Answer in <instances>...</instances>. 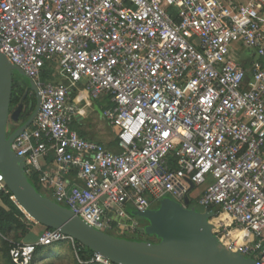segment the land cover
I'll list each match as a JSON object with an SVG mask.
<instances>
[{"label":"built area","instance_id":"obj_1","mask_svg":"<svg viewBox=\"0 0 264 264\" xmlns=\"http://www.w3.org/2000/svg\"><path fill=\"white\" fill-rule=\"evenodd\" d=\"M0 47L41 99L13 151L55 203L107 234L136 235L128 204L190 208L189 195L214 214L222 245L264 264V0H0ZM244 50L257 56L250 78L235 57ZM102 100L118 154L73 130L83 104ZM64 241L75 245L47 230L10 257L35 264Z\"/></svg>","mask_w":264,"mask_h":264},{"label":"water","instance_id":"obj_2","mask_svg":"<svg viewBox=\"0 0 264 264\" xmlns=\"http://www.w3.org/2000/svg\"><path fill=\"white\" fill-rule=\"evenodd\" d=\"M14 72L28 81V91H34L38 96V107L25 124L12 130L11 122L19 123L23 109L21 105L11 113ZM27 96L28 93L24 100ZM40 105L41 99L33 80L20 68L13 66L0 47V173L17 203L40 226L60 231L113 264H256L219 242L210 223L214 214L202 213L190 207L189 195L185 198V204L190 208H184L166 197L158 209L133 212L134 217L147 223L144 232L157 239L153 243L121 239L102 232L67 208L44 197L26 174L25 158L13 151L15 139L33 123ZM188 182L190 194L194 184Z\"/></svg>","mask_w":264,"mask_h":264},{"label":"trees","instance_id":"obj_3","mask_svg":"<svg viewBox=\"0 0 264 264\" xmlns=\"http://www.w3.org/2000/svg\"><path fill=\"white\" fill-rule=\"evenodd\" d=\"M14 105H17L19 103V100L15 98V100L12 102ZM108 100L106 101H99L96 102V104L100 107L107 106ZM30 116H26V118H29ZM74 130H77L80 137L86 140H94V137H89V134H87L85 131L81 129V127L74 125ZM101 143V142H99ZM103 144V142L101 143ZM116 143L114 142L112 145H108V147H115ZM30 182L37 188V190L46 198L50 199V196L47 194V192L40 186L38 175L36 174H28L27 175ZM191 207V206H190ZM39 224L33 220L23 209L22 207L17 203L15 198L11 193L9 194H0V235L1 236H13L14 244L11 248H13L15 245L22 243L25 238L29 235L31 230L38 226ZM144 235L136 234V235H113L114 237L121 238V239H128L133 241H139V242H156L157 239L155 237L146 235L145 232H143ZM71 244L70 241H64L61 243L54 244L51 247H48L50 252L52 249L58 248V244ZM75 251L78 258L79 264H91V260L94 257V253L86 248L80 245L79 243L75 242ZM11 248H6L5 250V259L8 261L9 264H13L11 257H10V251ZM50 254V253H49ZM50 255L44 258H40L39 260L47 259ZM38 260V261H39Z\"/></svg>","mask_w":264,"mask_h":264},{"label":"rangeland","instance_id":"obj_4","mask_svg":"<svg viewBox=\"0 0 264 264\" xmlns=\"http://www.w3.org/2000/svg\"><path fill=\"white\" fill-rule=\"evenodd\" d=\"M50 81L52 80L53 83H58L61 82L62 80L60 78H56L55 76L51 75ZM13 81H14V88L18 89L20 94L22 95L28 90V81L22 77L20 74L17 72L13 73ZM96 103V102H95ZM109 106V103L107 104ZM95 113L90 115L88 120L90 123H93V126L95 128L92 129V133L94 134L93 137L95 139L101 140L105 144L112 145L114 143V139L118 136L119 130L118 128H111L107 126V124L101 120L100 114H101V109L98 105L95 106ZM12 123L15 124L12 126ZM10 124L11 129H15L17 123L13 122ZM89 130V129H88ZM196 192V191H193ZM191 207L197 208L198 211L202 212L203 209L197 206L194 201H192ZM140 224H141V234L144 235V228L146 227L147 223L141 219L136 217V219ZM113 235H127L131 236L129 231L123 230V231H118L115 230ZM14 244L13 241V236H1L0 235V264H9L8 261L5 259V250L6 248L10 249ZM58 248L55 250L52 249V251L49 254V248L46 249H41L40 252L36 254V260L35 264H79L78 258L76 255V247L73 243L68 244H58ZM12 249V248H11ZM50 255L49 258L39 260L40 258H44ZM39 260V261H38Z\"/></svg>","mask_w":264,"mask_h":264},{"label":"crops","instance_id":"obj_5","mask_svg":"<svg viewBox=\"0 0 264 264\" xmlns=\"http://www.w3.org/2000/svg\"><path fill=\"white\" fill-rule=\"evenodd\" d=\"M235 1L240 2V3H245L247 0H235ZM235 57L241 63L242 67L247 71L248 78H250L251 77V72H252L253 65L257 61V56H256L255 52L252 51V50H244V51H241V52L239 51V52H236L235 53ZM102 101H106V100H102ZM85 104L86 103L83 104L84 110L82 112V115L77 118V120L73 124V127H74V125L81 127V129L83 131H85L87 134H89V137H92L93 138L94 134L92 133L93 132L92 129L95 128V127L93 126V123H90L87 120H88V118H89L90 115H92V114L95 113V109L94 108H95V106L97 104L95 102H92L91 105H85ZM99 116H100V118L102 117L101 120H103L107 124V126L111 127L103 119L102 110H101V114ZM74 131L77 132V130H74ZM89 141H94V142H97V143L101 142L102 143L101 140H99V139L96 140L95 137H94V140H89ZM114 142L116 143V146L115 147H108L109 144L107 145L105 143H103L102 145L105 146L109 151H112V152L118 154V153H120V149L118 148L117 137L114 139ZM101 143H99V144H101ZM53 160H54V157L52 155H50L49 157H47L46 159H44V166H45V168H51L52 163H53ZM66 181L69 183V185L70 184L71 185H77V184L80 183L78 181V179H77V176H76V172L75 171L71 172L66 177ZM44 190L47 192V194L50 196V199L52 200V196H51L50 192H48L46 189H44ZM126 210H127V213L130 215V217L133 219V221H135V222H137L139 224V232L137 234H140L141 233V224L137 220H135L136 217L133 216V212H135L134 211V208L132 207L131 204H128L127 207H126ZM145 228H144V230H145ZM47 230L48 229H46L43 226H40V225L35 226L31 230V232L29 233V235L25 238V240L23 242L24 243H36L47 232ZM118 231L121 232L123 230H118ZM111 234L112 233H110V235ZM49 253H50V251H49Z\"/></svg>","mask_w":264,"mask_h":264},{"label":"flooded vegetation","instance_id":"obj_6","mask_svg":"<svg viewBox=\"0 0 264 264\" xmlns=\"http://www.w3.org/2000/svg\"><path fill=\"white\" fill-rule=\"evenodd\" d=\"M27 91L21 95L18 89L13 88L12 102L15 100V98H17L19 100V103L17 105H14V103H12L11 113L17 111L21 105L23 106V109L20 112V116H19V123L16 125V127L25 124L32 117V115L34 114V112L38 107V96L36 95V93L31 90L28 92ZM26 93H28V96L27 99L24 100ZM26 116H30V117L26 118ZM13 125L15 124L12 123V126Z\"/></svg>","mask_w":264,"mask_h":264}]
</instances>
